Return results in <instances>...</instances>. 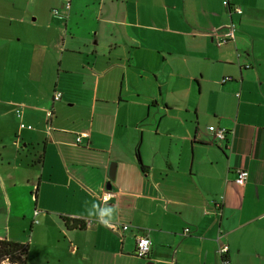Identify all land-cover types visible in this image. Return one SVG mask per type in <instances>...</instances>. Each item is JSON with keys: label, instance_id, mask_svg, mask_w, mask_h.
<instances>
[{"label": "crops", "instance_id": "crops-1", "mask_svg": "<svg viewBox=\"0 0 264 264\" xmlns=\"http://www.w3.org/2000/svg\"><path fill=\"white\" fill-rule=\"evenodd\" d=\"M222 4L0 0V225L30 221L0 240L26 264H264V0Z\"/></svg>", "mask_w": 264, "mask_h": 264}, {"label": "built area", "instance_id": "built-area-1", "mask_svg": "<svg viewBox=\"0 0 264 264\" xmlns=\"http://www.w3.org/2000/svg\"><path fill=\"white\" fill-rule=\"evenodd\" d=\"M223 10L224 12L230 17L231 14H240L241 10L240 8L233 6L230 4V0H223ZM57 11H54V14H57ZM234 31H235V26L233 23H229L224 29L221 31H217V33H214L215 36V43L217 46L223 45L228 43L229 41H233L234 39ZM228 78L223 79L222 82L227 81ZM60 94H55L54 100H59ZM47 115V123H49V119L51 118V113L49 111L46 112ZM21 129H28L30 130L31 127L27 126L25 124H20ZM207 131L211 134L213 140H223L226 136V131L222 129L215 128L213 126H209L207 128ZM89 133L87 131H82L76 135L75 142L77 144H80L84 139H88ZM248 179V172L246 169H237L236 170V177L234 180V183L238 187H243L245 186L246 182ZM112 194L110 192H105L101 196V201L103 203H107L110 201L112 198ZM34 215H37V211H34ZM109 228L117 232L119 234H123L126 232L129 227L127 225H109ZM187 232V230H185ZM150 240L146 236L139 237L135 240V243L133 245V255L139 259H144L148 256L150 252ZM227 253H228V246L227 245H219L217 248V254L219 257V262L218 264H231L230 261L227 258Z\"/></svg>", "mask_w": 264, "mask_h": 264}, {"label": "trees", "instance_id": "trees-1", "mask_svg": "<svg viewBox=\"0 0 264 264\" xmlns=\"http://www.w3.org/2000/svg\"><path fill=\"white\" fill-rule=\"evenodd\" d=\"M54 13V12H53ZM66 226L74 229H82L83 224L65 219ZM27 246L6 239L0 240V264L7 260L12 264H26ZM145 259V258H144Z\"/></svg>", "mask_w": 264, "mask_h": 264}, {"label": "rangeland", "instance_id": "rangeland-1", "mask_svg": "<svg viewBox=\"0 0 264 264\" xmlns=\"http://www.w3.org/2000/svg\"><path fill=\"white\" fill-rule=\"evenodd\" d=\"M7 218L8 217H6L5 220H3L4 224L0 225V230H3V234L5 231L8 232V229H10V232L14 230L17 238H20L19 242L27 243L30 238V221L28 225L27 224L25 225L23 223V219H21L19 221H22V222H19V225H12L11 223L12 219L7 222ZM1 264H12V263H10L7 260H4Z\"/></svg>", "mask_w": 264, "mask_h": 264}, {"label": "water", "instance_id": "water-1", "mask_svg": "<svg viewBox=\"0 0 264 264\" xmlns=\"http://www.w3.org/2000/svg\"><path fill=\"white\" fill-rule=\"evenodd\" d=\"M114 164H111L110 165V168H109V170H108V176H109V178H110V180H114ZM111 188V185L110 184H108L107 185V189H110Z\"/></svg>", "mask_w": 264, "mask_h": 264}]
</instances>
